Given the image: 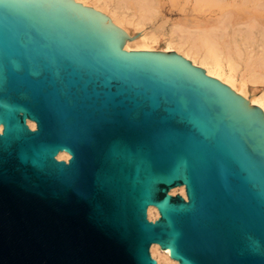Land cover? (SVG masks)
<instances>
[{
    "label": "water",
    "instance_id": "1",
    "mask_svg": "<svg viewBox=\"0 0 264 264\" xmlns=\"http://www.w3.org/2000/svg\"><path fill=\"white\" fill-rule=\"evenodd\" d=\"M138 37L0 0V264H264V111Z\"/></svg>",
    "mask_w": 264,
    "mask_h": 264
},
{
    "label": "bare ground",
    "instance_id": "2",
    "mask_svg": "<svg viewBox=\"0 0 264 264\" xmlns=\"http://www.w3.org/2000/svg\"><path fill=\"white\" fill-rule=\"evenodd\" d=\"M74 1L90 6L86 0ZM91 1L94 10L111 18L130 38L140 33L136 39H126L124 50L175 51L264 111V0ZM173 12L178 17L169 28L168 14ZM30 125L36 127L33 122ZM70 157L67 152L58 155L61 160ZM178 191L187 197L184 186L171 193ZM159 216L158 209L151 206L149 218ZM152 253L159 264H180L158 244L152 246Z\"/></svg>",
    "mask_w": 264,
    "mask_h": 264
},
{
    "label": "rangeland",
    "instance_id": "3",
    "mask_svg": "<svg viewBox=\"0 0 264 264\" xmlns=\"http://www.w3.org/2000/svg\"><path fill=\"white\" fill-rule=\"evenodd\" d=\"M86 1H87V3L90 5L89 7H92V1H91V0H86ZM166 8H169V5H168V4H166ZM94 9H95V8H94ZM168 15H169L168 17L171 19V21L167 24V26H169V28H170V27H171V24H172V21L175 20V19H177L178 14H177L176 12H173V13H169ZM162 20H163V19H160L159 24L162 23ZM177 194H180V191H178ZM151 253H152V247H151ZM152 255H153V253H152ZM153 257H154L155 259H157L154 255H153Z\"/></svg>",
    "mask_w": 264,
    "mask_h": 264
}]
</instances>
